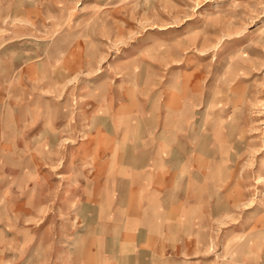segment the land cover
I'll return each instance as SVG.
<instances>
[{"label":"crops","instance_id":"1","mask_svg":"<svg viewBox=\"0 0 264 264\" xmlns=\"http://www.w3.org/2000/svg\"><path fill=\"white\" fill-rule=\"evenodd\" d=\"M129 92L124 85L100 95L83 88L75 106L6 102L0 188L17 181L23 191L0 193L7 205L0 264H256L239 258L247 244L233 243L260 226L256 251L246 256L260 255L264 264V204L240 202L249 189L217 158L243 134L237 119L214 120L210 134L194 132L189 108L175 144L174 94L160 106ZM229 181L227 193L215 192L216 183ZM224 226L213 254L212 230ZM229 241L233 256L225 263L218 255Z\"/></svg>","mask_w":264,"mask_h":264},{"label":"rangeland","instance_id":"2","mask_svg":"<svg viewBox=\"0 0 264 264\" xmlns=\"http://www.w3.org/2000/svg\"><path fill=\"white\" fill-rule=\"evenodd\" d=\"M117 85L160 106L174 94V121V105L187 116L191 108L194 132L237 119L243 134L217 158L249 189L240 202L264 204V0H0V112L9 100L75 106L76 91ZM230 181L216 183L215 192L227 193ZM7 190L16 196L23 188L14 181L0 193ZM6 206L0 198V212ZM261 229L233 243L248 245L240 259L262 261L256 252L246 256ZM225 231L212 230L211 253ZM231 245L218 259L230 262Z\"/></svg>","mask_w":264,"mask_h":264},{"label":"bare ground","instance_id":"3","mask_svg":"<svg viewBox=\"0 0 264 264\" xmlns=\"http://www.w3.org/2000/svg\"><path fill=\"white\" fill-rule=\"evenodd\" d=\"M174 112H176L178 114V120L174 121V130H173V139H174V143L176 144L177 142H179V135L182 132V126L183 124V119L184 117L187 116V110L183 109L179 104L174 105ZM215 151V150H214ZM172 154V153H171ZM178 154V153H177ZM182 154V153H181ZM215 154V153H213ZM176 155V154H175ZM177 156V155H176ZM192 156V155H191ZM213 156V155H212ZM201 157V155H200ZM184 159V157H182ZM172 159V158H171ZM177 159V158H176ZM189 159V158H188ZM106 230V229H105ZM104 232V231H102ZM117 244V243H116ZM119 254V253H118ZM115 259V258H113ZM116 260V259H115Z\"/></svg>","mask_w":264,"mask_h":264}]
</instances>
